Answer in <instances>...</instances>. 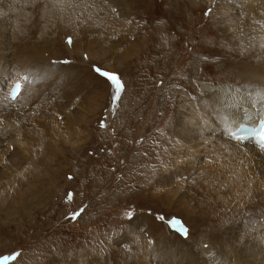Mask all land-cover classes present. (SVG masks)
I'll return each mask as SVG.
<instances>
[{
    "label": "rangeland",
    "instance_id": "374dc122",
    "mask_svg": "<svg viewBox=\"0 0 264 264\" xmlns=\"http://www.w3.org/2000/svg\"><path fill=\"white\" fill-rule=\"evenodd\" d=\"M120 1L116 13L126 27H104L99 30L100 42L73 46L69 57L58 60L65 64L68 76L63 77L65 86L61 83L54 92L56 101L47 107L44 101L37 105L41 115L55 110L60 118L64 116L63 126L71 138L53 141L44 135L34 141L31 150L37 161L30 155L27 166H33L35 175L26 176L17 186L33 192L23 193L21 204L19 195L9 190V202L0 209V264H134L140 241L149 251L154 249L152 259L160 262L164 260L160 254L166 253L164 246L194 244V237L184 241L171 228L169 219L179 213L166 208L162 193L155 194L153 188L163 170L174 167L169 155L176 153L165 138L175 135L169 130L171 125L177 127V113L184 115L183 103L192 99L198 108V92L211 93L224 80L236 79L231 67L213 61L226 45L216 22L218 10L212 5L216 0L208 7L205 0H197L200 5L195 7L188 0ZM208 8L213 12L205 16ZM163 23L179 27L174 36L166 35L170 38L166 43L172 47L150 42L127 58L130 43L142 41L146 32ZM65 33L64 39L71 37L70 30ZM216 43L219 49L210 56ZM82 51L90 59L80 63ZM93 62L122 79L124 90L117 103L111 100L114 92L109 82L89 67ZM60 102L65 104L62 109ZM73 113H82L79 124L71 117ZM69 117L71 122L66 124ZM101 120L105 128L100 127ZM47 153L53 154L50 159L44 158ZM196 198V202L211 203ZM212 206L220 211L219 205ZM201 208L207 207L202 204ZM128 212L134 213L131 220ZM75 213L79 215L73 219ZM172 256L174 260L175 254Z\"/></svg>",
    "mask_w": 264,
    "mask_h": 264
},
{
    "label": "bare ground",
    "instance_id": "6f19581e",
    "mask_svg": "<svg viewBox=\"0 0 264 264\" xmlns=\"http://www.w3.org/2000/svg\"><path fill=\"white\" fill-rule=\"evenodd\" d=\"M118 2L121 1L0 0V209L9 202L6 196L9 190L19 195L21 204L25 200L23 193L33 192L17 186L26 181V176L35 175L33 166H27L30 155L33 162L37 161L31 150L34 141L44 135L51 136L53 141L71 138L63 126L64 116L61 119L55 110L41 115L43 112L39 113L37 105L44 101L45 107L56 101L54 92L61 83L65 86L63 77L68 76L65 64H59L58 60L69 57L73 46L98 43L99 30L104 27H126V22L112 12L116 6L120 9ZM188 2L191 7L200 5L197 0ZM204 4L208 7L212 0H205ZM212 5L218 10V19H214L226 44L213 61L231 67L236 79L224 80L211 93L200 95L196 90L198 108H194L192 99L183 103L184 115L177 113L174 123L177 127L171 125L169 130L175 135L167 134L170 140L165 138L176 153L169 155L174 167L171 171L165 168L153 188L155 194L162 193L166 208L180 214L177 217L189 227L194 244L166 245V253L160 254L164 260L155 262L151 256L154 249L149 251L148 245L140 241L133 255L134 264H264V154L249 142L234 141L229 134L239 131L250 118L259 119L264 99V0H216ZM159 24L146 32L142 41L130 43L127 58L150 42L155 46L169 45L166 41L170 38L166 35L174 36L179 27ZM67 30L72 40L69 46L64 39ZM7 32L11 34L9 37L4 35ZM34 37L37 40L33 41ZM217 48L218 43L209 49L210 56ZM82 62L86 61L81 55ZM21 68L34 81L23 84L19 102L12 108L4 97ZM64 106L61 103V109ZM73 115L74 122L79 124L82 113ZM69 121L70 117L66 124ZM57 151L60 154L63 148ZM52 155L44 158L50 159ZM193 194L219 205L220 211L214 210L209 202H196ZM202 204L208 209H202Z\"/></svg>",
    "mask_w": 264,
    "mask_h": 264
},
{
    "label": "snow or ice",
    "instance_id": "6c2138e0",
    "mask_svg": "<svg viewBox=\"0 0 264 264\" xmlns=\"http://www.w3.org/2000/svg\"><path fill=\"white\" fill-rule=\"evenodd\" d=\"M112 12H117L116 8H112ZM213 12L212 8H208L204 15L205 16H209L211 15ZM68 43L71 44L72 40L71 37L68 38ZM82 59L85 61H88L90 59V54L85 51L82 54ZM55 63V62H53ZM64 63H69V61H64ZM89 67L92 69V71L94 73H96L99 77L104 78L107 82H109V86L113 89L114 94L111 97V100L113 103H117L120 98H121V93L124 90V83L122 81V79L120 78L119 74H117L114 71H110V70H106L104 67H102L100 64L93 62L89 65ZM21 72H23V68H21L19 71H17L16 73V78L13 80V83L8 91V94L5 96V99H11L12 102H18L20 95L23 92V86L20 82L21 79L23 80H27L28 77L27 75H21ZM264 91V90H262ZM259 128H264V109L261 110L260 114H259ZM62 119V117H61ZM107 125L105 123L104 120L100 121V127L101 128H105ZM254 128H243L241 127L239 129V131H243V132H247V133H251L253 132ZM230 135H232L234 138L236 139H240V137L236 134V133H229ZM260 148L262 150H264V138H260ZM69 179H71V177H69ZM149 214H151V210H149ZM79 215V213H75L73 214V219L76 218V216ZM129 219L131 220L134 216L133 212H128L127 213ZM157 219L163 221L165 219L164 216H158ZM169 224L171 226V228L174 230V232L178 233L179 236L184 240L187 241L190 236H191V232L188 226H186V224L184 222H182L181 219L173 216L171 219H169ZM149 243H153L152 240H149ZM205 247H207V245H205ZM18 255V253H17ZM7 257V256H6ZM5 258V257H4Z\"/></svg>",
    "mask_w": 264,
    "mask_h": 264
}]
</instances>
